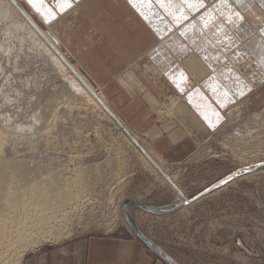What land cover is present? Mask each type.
<instances>
[{
	"label": "rangeland",
	"instance_id": "obj_1",
	"mask_svg": "<svg viewBox=\"0 0 264 264\" xmlns=\"http://www.w3.org/2000/svg\"><path fill=\"white\" fill-rule=\"evenodd\" d=\"M178 1L179 0H177V2ZM204 1L205 0H203V3ZM255 1L258 3L264 14V5L259 4L257 0ZM10 2H14L12 5L19 12L21 9L26 15H31L33 18V29L41 39L47 40L45 41L64 63L68 71H70L69 73L78 80L81 86L88 91L89 95H91L99 106V108L94 107L92 103L89 104L82 100V102L74 100L72 101V104L61 99L62 96L64 98L65 96L68 97L72 94V89L70 86L69 88L71 90L68 89V85L65 84L64 77L61 73L52 66V63L47 56H43L38 50H35V45L29 42L27 37H23V40L20 38L24 36L22 35L23 32H15V30L13 31V29H10L13 25L12 23L15 22H13V17H5L4 20L3 17L0 18V42L2 44L0 48H2V50L5 49L3 51L0 50L2 51L0 52V55H3L0 56V105L2 106L0 107V122L2 124H0L2 126L6 125L7 129L10 128L11 124L13 126V128H10L5 134V140H7L9 136L10 138L7 140L9 142L6 141L8 144L5 143L7 145L3 143V145H5L4 152L6 153L3 152V155H5L3 157H5L6 160L11 157L10 160L13 162L9 161V166L14 163L15 160L18 161H15L16 163L14 166L19 164L25 166L27 163L26 166H46L44 168H47V165H49L47 169L48 171L51 169L52 173H56L58 170L59 172H64L68 166L70 168H68L69 170H73V166L77 168V165L78 167L80 166L83 168L84 166L85 169L87 167L91 170L88 172H90L92 183H87L89 186L87 184L84 185L86 186L85 189H88L89 187V191H84V193L86 192L87 194H80V199L79 196H77L78 199L74 197L75 199H73L72 203L68 205L71 209L68 207L66 208L67 212H69L68 222H70L67 227L69 230L68 234L59 241L48 240V242H43L36 248L92 234L123 233L135 236L124 211L125 201L132 200L142 205L165 207L166 209L181 204L179 208L167 214H158L150 210H144L133 206L132 204H127V208L132 218L142 233H144L153 242L154 246L160 249L162 254L170 260L169 263L154 253L161 263L264 264V166L255 168V170L250 172H239L234 178L228 180L226 183H221L209 193L198 197L199 194L234 171L243 167L254 168L259 163H264V156L259 158L248 157L246 161H241L237 156V152L234 151V149L239 147V144L237 146V141L234 139L235 137H232L234 136V129L237 127L238 123L245 124V122H247L246 118H248L249 115L259 113L263 110L264 100L260 101L258 96H264V89L261 90L264 84L250 97L251 104L249 103L248 108L246 107L244 109L243 117H240L242 119L235 122H229L225 113L234 101L241 99L247 92H251L253 87L250 77L239 68L238 61L236 60L237 58H233L237 51L246 48L249 52L247 48H252V54L250 57L252 59L254 58V61H257L259 68L261 66L260 70L264 72V55L262 54V51H264L263 46L261 47V45L258 44V41V49L250 47L249 45L250 40H253L249 38L254 35V33L242 36V34L240 32L237 33L235 27L232 26H234L239 20L242 24L244 22L246 26L254 27L256 34H258L257 36L262 37V42L264 41L263 30L256 27V25L253 24L254 22L250 20L249 17L245 16L240 8L233 2H230L229 4L230 11L221 9L218 0H211L206 7L199 9L201 12L197 15L198 19L199 16L204 14L207 8H210L211 11L213 10L217 15L221 14V16L215 17V21H210L209 24L218 23L223 27V33L222 31H220L221 33L219 32V35H221L222 38L214 37L211 40V46L219 47L223 56L219 59L217 55L214 56L212 54L211 57H213V60L216 59L214 62L217 63L216 65H220L221 71L224 70L222 73L227 77H220L219 75L213 77H216L220 84L227 83L229 79L232 81L235 78L230 74V69H233L232 67H234L236 71H242L244 73H241L242 76L239 74V81L246 85V87L243 95L235 94L237 99H234L233 102H228V104L222 102L224 105L223 108L219 103H201V108L209 111L214 109L218 112L219 115H216V120L213 121L214 127L210 128L207 126L205 131L198 130L197 128V130L193 128L189 129L188 126L190 124L186 123L185 120L181 119L182 122H179L178 119L173 118V115H166L165 110H167L169 106L166 98L167 95L184 97L182 94L180 95L178 90L173 88L172 79L174 76L172 70L175 67H180L188 76L187 71L181 67L182 65L179 62L178 54H176V56L174 55V48L176 46L183 47L181 48V53L183 54L190 48L194 51H198L199 46L195 45L194 39L188 40V38H181L183 40H179L178 37L175 36L176 34H181L186 26L181 27L180 30H175L177 25L170 24L168 25V28L162 29L166 25L157 19V15H160V12L162 13V11L160 5L156 3V0H152L151 6L147 4L141 5L137 0V5L143 7L145 15L148 14L146 15L147 19L141 16L136 8L129 4L128 0H123L131 10L135 9L137 17L145 23L146 28L151 33V36L147 34V36L144 37L146 40L142 39L143 41L141 40V42H138L139 51H135L136 53L141 54L138 59L139 61L136 56L131 57L132 59L130 58L131 61L133 60L132 63H136L134 65H137L138 62H142L143 64L149 62L150 64L146 69V72L149 73V77H147L146 80L141 81L142 87L147 91L150 87L149 81L152 76L158 78L156 77L157 75L163 78L167 75L168 77V79L165 80L167 84L165 92L166 90L169 91L160 97L158 94H152L157 99L155 104H151L152 108L155 107L153 110V118H157L159 121L165 120V122L174 121V127L181 129L182 133L188 136L191 143L195 145L181 162L173 164L165 162V164H161L159 163L160 161L157 160L158 157L151 152L152 150L149 148L150 145L148 139L143 136L139 130H136L133 125L131 126V121H127L123 117L121 118L120 110L123 106L119 107L120 104H115V101L117 100V95H114L116 90H111L107 86L106 81L102 82L101 79L98 78V73L94 70V65L96 63H99L100 61L102 62V60L106 61L108 57H106L104 52L107 53V49L110 47L108 45L109 40L105 38V42L100 43L101 41H99L98 37L100 38L101 35L97 34L92 28L95 27L102 33L104 27L101 17L99 18L97 15H94L93 17V15L88 13L90 18L94 19L95 25H91V21L81 24L80 29L77 31L79 33L78 36L73 35V43L68 45L65 40H61L56 34H54L55 30H58L63 36L64 28L60 22H64V24L66 23L65 21L67 20H65V17L63 16L65 13L58 16L54 21L45 23L41 17L37 16L28 6L27 0H10ZM185 8L187 9V7ZM185 8L182 10L186 11ZM74 10L76 9H71L70 12H73ZM218 11H221L220 14ZM196 12L191 13V18L189 17L191 20H189V22H195L197 20V16H193ZM237 13H239V15H237ZM71 17V15H68L67 19L71 20ZM241 17L243 18L241 19ZM199 20L201 21V19ZM225 20H227V22ZM8 24L12 25L10 26ZM225 25L226 28H224ZM114 28L122 30L121 25H116ZM252 28L251 30L253 32ZM127 29L128 27L124 28L126 32H131L130 30L127 31ZM227 29H229L228 31L230 32H234V40H230L232 35L228 33ZM106 31L107 30L104 29L103 32L106 33ZM44 32L51 35L54 43L49 38H46L47 36H45ZM158 32L159 35L157 34ZM174 32L177 33L174 34ZM133 34V32L129 33V37H134L132 36ZM226 34L229 37L226 41H221ZM88 36L92 37L94 45L87 44L88 41L86 42L85 39H87ZM78 39H81L87 44L85 52H83L84 49L80 48V43L76 44ZM2 41L8 43L5 44V42ZM155 48L157 49L155 50ZM18 49L20 50L18 51ZM25 49L27 50V53L25 52ZM148 49H150V51H148ZM256 52H259V54ZM216 53H218V51ZM159 56H161V58ZM14 60L16 61L14 62ZM258 65L256 66L258 67ZM151 66L154 69L152 71ZM162 66L164 69H162ZM21 68L23 70H21ZM225 72L227 73L225 74ZM208 74H210V72H208ZM188 79L193 83V85H190V87H192L190 89L193 91L196 89L197 94L204 99L203 93H205V90L202 88V84L200 82L195 83V81L189 76ZM211 82L213 83L212 80ZM86 85L88 87H86ZM187 87H189V85ZM88 88L91 89L96 96H98L97 91L103 92L108 100V104L104 103L99 97H97L102 103L100 104L96 97L89 92L90 90ZM134 89L135 91L131 90L127 93V96H124L126 100L140 98L139 100L145 102L143 100V98L147 100L145 92L140 93L139 88ZM124 90V87H118L116 92L126 94ZM148 91L151 95L150 88ZM160 91H162V88H160ZM230 92H233L232 89ZM257 93L259 94L257 95ZM208 95L212 96L210 93ZM46 104H52L50 109L56 110L57 114L59 113L58 118H60L54 126H49L48 129L43 128V124L35 120L36 115L39 116L41 112L46 109ZM161 110L164 111L162 114L160 113ZM11 111L14 112L11 113ZM6 115L12 117L16 126L13 122H10L12 119ZM197 116L199 117V115ZM36 121L38 124H28L30 122L35 123ZM122 121H124L132 131L129 130ZM6 122H8V125ZM17 124H19V127ZM27 127H31L32 129H27ZM187 127L189 130H187ZM14 129L19 130L16 131ZM263 129V127L258 129L257 133L260 132V135L262 133L261 136L264 144ZM20 130L22 131L20 132ZM48 130L49 132H45ZM9 131L11 134L8 133ZM15 135H17V137ZM251 135L253 136L256 134L254 133ZM251 135H249V137H251ZM13 136L14 138H12ZM133 138L137 143L133 141ZM127 139L131 141L138 152L129 142H127ZM12 147H15L16 149ZM139 152L142 156L139 155ZM19 159L25 160L24 165ZM23 160L22 162H24ZM6 163H8V161H6ZM147 164H150L153 169L148 167ZM155 165H157L161 171L156 168ZM61 168L63 171H60ZM56 169L57 171H54ZM59 172L57 173L58 175L60 174ZM57 174L50 178L53 179L55 177L53 181H55V183L57 182L58 185H62L61 183H64L62 178L65 177V174L61 173L59 175L61 178L55 180L59 177ZM46 179L49 180L47 177L45 180ZM14 180L16 182L17 179ZM5 182H7L8 186L14 183H11L12 181L10 182L11 184L9 183V177L5 179ZM15 186L16 183L15 185H11L12 189ZM71 195H74V193ZM0 199H2L1 196ZM74 200H77V203H73ZM71 205L73 207H70ZM10 206L11 204H8L7 207ZM3 207H5V205H2L0 200V211H2L0 214L6 212L0 216L1 218L4 216L8 217L10 214H7V212L11 214L14 212L11 208H9L11 210L10 212L8 208ZM33 250L34 249L28 250L23 255V258Z\"/></svg>",
	"mask_w": 264,
	"mask_h": 264
},
{
	"label": "bare ground",
	"instance_id": "obj_2",
	"mask_svg": "<svg viewBox=\"0 0 264 264\" xmlns=\"http://www.w3.org/2000/svg\"><path fill=\"white\" fill-rule=\"evenodd\" d=\"M102 2H104V0H101ZM116 0H107V6L111 9V10H115V8H117L115 6V2ZM259 2V4H263L264 5V0H257ZM230 2H233L236 4L237 7L240 8V10L243 12V14L247 17L250 18V20H252L254 23V25H256V27H259V29L263 30L264 33V14L262 12V9L259 7L258 3H256L255 0H243L242 3L238 4L236 3V0H229V4ZM13 3V2H12ZM10 2V0H0V18L3 17H13V22L12 24H8V25H12V27H10V29H13V31L15 30V32H23L22 40L23 37H27V39L29 40V42H31L33 45H35V50H38V52L40 54H42L43 56H47L49 58V61L52 63V66L55 67V69H57L61 75L64 77V82L65 84L68 85V89H72V94L68 97H64L62 96L61 99H63L64 101H66L67 103H72V101L74 100H79V101H85L88 102L89 104H93L94 107L99 108L98 104L96 103V101L91 97V95H89L88 91H86V89L84 87L81 86V84L78 82V80L71 75L67 69V67L64 65V63L60 60V58L52 51L51 47L49 46V44L44 40L41 39L40 36L36 33V31L33 29L32 27V20L33 18L31 17V15L29 14V16L27 15V18L25 16H23ZM105 4V3H104ZM217 4V3H216ZM100 2L96 3V6L99 7ZM157 5V4H156ZM173 5V4H172ZM218 5V4H217ZM158 6V5H157ZM235 6V7H236ZM262 7V6H261ZM172 8V7H171ZM217 8V7H216ZM76 9V7L74 8ZM173 9V8H172ZM200 8H197L194 11L191 12H196L198 11ZM96 10V8H95ZM155 10V8H154ZM218 10V9H217ZM187 11V10H186ZM228 11V10H226ZM225 11V12H226ZM240 11V12H241ZM99 18L103 17V18H107L105 13L101 12V10L99 9ZM221 11H218V13L220 14ZM190 13V12H188ZM151 14V13H150ZM163 14V13H162ZM191 14V13H190ZM224 14V13H223ZM227 14V13H225ZM239 14V13H238ZM71 20L65 18L66 23L64 24V22H60L61 25H63L64 28V34L63 36L61 35L60 32H58V30H55L56 36H58L61 40H65L66 43L72 44L73 43V35L78 36L77 30H78V26L76 23H80L83 24L84 22H90L91 25H95L94 24V19H91L90 16L88 15V13L84 10H80L77 7V10L72 12L70 14ZM78 15L81 16V18L78 20ZM133 15V16H132ZM131 18L128 17L127 15L124 16V18H126V23L131 25L132 30H134L136 28V22L134 19H132V17L135 18V15L132 14ZM220 15H217L213 10L211 11L210 8H207L206 11L204 12V14L202 16H199V19H201L200 22H202L204 24V26L206 27L209 22H213L216 20L215 17H219ZM225 16V15H224ZM65 17V16H64ZM94 17V16H93ZM151 17V16H150ZM226 17V16H225ZM233 17V16H232ZM203 18V19H202ZM228 18V15H227ZM243 18V17H241ZM64 19V18H63ZM198 19V20H199ZM231 19V18H230ZM8 20V19H7ZM205 20H207V24H205ZM229 20V18H228ZM232 20V19H231ZM237 20V19H236ZM227 22V20H225ZM1 22V21H0ZM196 22V23H195ZM195 22H191V24L187 27V28H191L192 32L195 33V31H199L202 30L201 26L197 25L198 21L196 20ZM239 22V20H238ZM236 23L235 26V30L236 32H240L242 34V36H246L248 34H253L249 39H253L250 40V47H255L256 49H258V44L261 45V47L263 46L264 48V41L262 42V37L257 36L258 34H256L255 28L250 27V26H246L243 22H239ZM5 23V22H4ZM247 23V22H245ZM252 24V23H251ZM164 25V24H163ZM233 25V24H232ZM262 25V26H261ZM6 26V27H7ZM145 26V25H144ZM187 26V25H186ZM252 26V25H251ZM4 27V28H6ZM237 27V28H236ZM94 29V31H96L97 28L92 27ZM225 28V27H224ZM251 28L253 29V32L251 30ZM9 29V30H10ZM157 29V28H156ZM3 30V29H2ZM7 30V29H6ZM60 30V29H59ZM238 30V31H237ZM218 31H222L223 33V27L220 26V28H218ZM260 31V30H259ZM4 32V31H3ZM156 32V31H155ZM154 32V33H155ZM5 33V32H4ZM11 33V32H10ZM39 33V32H38ZM45 36H47L46 38H49L53 43V39L51 38V35H48L46 32ZM97 33H100V31L97 29ZM221 33V32H220ZM239 33V34H240ZM13 34V33H12ZM156 34V33H155ZM17 35V34H16ZM20 35V34H19ZM249 35V36H250ZM261 35V34H260ZM263 35V34H262ZM1 36V35H0ZM5 36V35H3ZM21 36V35H20ZM87 36V35H86ZM188 36V35H187ZM264 36V35H263ZM7 37V36H6ZM10 37V36H9ZM44 37V36H43ZM229 36L226 34V36L223 37V39H221V41H226V39ZM12 38V37H11ZM19 38V37H18ZM78 38V37H77ZM89 39H92L91 36H88ZM222 38V37H221ZM5 39V37H4ZM7 39V38H6ZM19 40V39H18ZM25 40V39H24ZM260 40V41H259ZM8 41V40H7ZM17 41V40H16ZM253 41V42H252ZM258 41V44H257ZM5 42V41H2ZM207 42L212 44L210 42V40L207 38ZM8 43V42H7ZM5 42V44H7ZM21 43V42H20ZM80 43V44H79ZM10 44V43H9ZM22 44V43H21ZM20 44V45H21ZM76 44L80 45L81 49H84L83 52H85V49H87V45L85 44V42H83L81 39H78V42ZM1 42H0V46H1ZM18 45V44H17ZM19 45V46H20ZM30 45V44H29ZM5 46V45H4ZM16 46V45H15ZM26 46V45H25ZM53 46V45H52ZM7 47V46H6ZM5 47V48H6ZM11 47V46H10ZM55 47V46H54ZM201 47H203V45H201ZM248 47V44H247ZM56 48V47H55ZM245 48V47H244ZM254 48V49H255ZM11 49V48H10ZM9 49V50H10ZM33 49V48H32ZM249 50V52L245 49H239L237 51V53L235 54V56L233 58H237L236 60L238 61L239 64V68H241L243 70V72L250 77L251 83L253 84L252 86V91L251 92H247L241 99H238L236 101H234V103L228 107L227 111L225 112L227 115V119L229 122H235L243 115L244 109L247 107L250 103V97L252 96V94L255 91H258V89L263 85L264 83V72H262L259 68V65L257 63V61H254L250 55L252 54V51L250 48H247ZM261 49V48H259ZM0 50H2V48H0ZM5 50V49H3ZM2 50V51H3ZM12 50V49H11ZM10 50V51H11ZM20 49H18L19 51ZM26 50V49H25ZM0 51V52H2ZM69 51V50H68ZM27 53V50L25 51ZM56 52V51H55ZM5 53V51H4ZM11 53V52H10ZM9 53V54H10ZM21 53V52H20ZM257 54H259V52H256ZM7 54V53H6ZM35 54V53H34ZM81 54V53H80ZM262 54L264 55V51H262ZM22 55V54H20ZM3 56V55H0ZM158 56V55H157ZM19 57V56H18ZM26 57V56H25ZM61 57V56H60ZM79 57V56H77ZM2 58V57H1ZM8 58V57H7ZM13 58V57H11ZM20 58V57H19ZM31 58V56H30ZM217 58V57H216ZM3 59V58H2ZM16 59V58H15ZM41 59V58H40ZM4 60V59H3ZM47 60V59H46ZM216 60V59H214ZM257 60V59H256ZM1 61V60H0ZM11 61V60H10ZM16 60H14L15 62ZM29 61V60H28ZM253 63H252V62ZM198 61L193 58L190 57L188 58V60L186 61L185 65L187 67V69L190 71L189 72V77L192 78V80H194V77L196 78V76H198V74L203 73L205 74V69L203 67H201L200 65H198L197 63ZM256 62V63H255ZM259 62V61H258ZM19 63V62H18ZM139 63V62H138ZM8 64V63H7ZM17 64V63H16ZM23 64V63H22ZM184 65V66H185ZM258 65V67L256 66ZM4 66V65H3ZM15 66V64H14ZM48 66V65H47ZM150 66L149 63H145L142 67L143 70L146 71V69ZM17 67V65H16ZM75 68V67H74ZM233 69H230V74L235 78L234 80H228L227 84H228V89L234 92H230V91H226V89L223 88V85L220 84L217 80L216 77H210L211 80L213 81V83L208 84L209 90L210 92L213 94V96L215 97H220L221 102H225L228 104V102H233L234 99H237V96L235 94H239L240 88L244 87V93H245V87L246 85L242 84L241 81H239V74L241 75V73H243L242 71H236V69L234 67H232ZM1 69V68H0ZM76 69V68H75ZM138 69V68H137ZM216 69V68H215ZM240 69V70H241ZM19 70V68H18ZM21 70H23L21 68ZM2 71V70H1ZM20 72V70H19ZM79 72V71H77ZM218 72H220V70L218 71L217 69L215 70V72L213 73V76L215 75H219L227 77L226 75H224L223 73L219 74ZM228 72V71H227ZM225 72V74L227 73ZM38 73V72H37ZM243 73V74H244ZM39 74V73H38ZM186 74V73H185ZM2 75V74H1ZM52 75V74H51ZM80 75V74H79ZM55 76V75H54ZM81 76V75H80ZM242 76V75H241ZM253 76V77H252ZM1 77V76H0ZM6 77V76H5ZM8 77V76H7ZM151 77V76H150ZM187 76H183L180 77L178 79V81L180 83V86H186L185 83V79ZM223 77V78H224ZM6 79V78H4ZM8 79V78H7ZM63 81V80H62ZM150 81L153 83V85H158L160 83V80L158 78H154L153 76L151 77ZM189 80H186L187 84H188ZM11 82V81H10ZM81 82V81H80ZM87 82V81H86ZM240 82V83H238ZM9 83V82H8ZM12 83V82H11ZM48 83V82H47ZM82 83V82H81ZM190 83V82H189ZM226 83V82H225ZM234 83V84H233ZM84 84V83H83ZM27 86V85H26ZM70 86V88H69ZM5 87V86H4ZM67 87V86H66ZM88 87V86H87ZM90 87V86H89ZM201 87V86H200ZM182 88V87H181ZM203 88V87H202ZM219 88V91H216V89ZM12 89V88H11ZM18 89V88H17ZM16 89V90H17ZM66 89V90H68ZM70 89V90H71ZM98 89V88H97ZM69 90V91H70ZM100 90V89H99ZM10 91V90H9ZM11 92V91H10ZM62 92V91H61ZM90 92V91H89ZM227 93V97L224 95V93ZM56 93V92H55ZM67 94V93H66ZM211 94V95H212ZM259 93H257L258 95ZM97 97H99L104 103L108 104V100L106 99L105 95L103 92L101 91H97ZM256 97V96H255ZM15 98V97H14ZM60 98V97H59ZM232 98V99H231ZM260 101L264 100V96L259 95L258 96ZM55 100V99H54ZM56 101V100H55ZM81 101V102H82ZM166 101L168 102L169 106L167 108V110H165V113L167 116L169 115H173L177 118L183 119L185 120L186 123L192 125L191 127L195 130H202L205 131L206 127L205 125L199 120L200 118H198L194 112L184 103V101L181 99V97L179 96H174V95H167ZM52 102V101H51ZM204 102V100H203ZM15 103V102H14ZM37 103V102H36ZM50 103V102H49ZM73 104V103H72ZM75 104V103H74ZM77 104V103H76ZM79 104V103H78ZM165 104V103H164ZM251 104V103H250ZM22 105V104H21ZM47 105V104H46ZM45 105V106H46ZM52 104H49L46 106V109H44L41 114L39 116L36 115L35 120H37L39 123L43 124V128L48 129V127L50 126H54V124H56L58 122V116L59 113L57 114L56 110H52L50 109V106ZM166 105V104H165ZM164 105V106H165ZM212 105V104H211ZM64 106V105H63ZM87 106V105H86ZM89 106V105H88ZM0 107H2L0 105ZM6 107V106H5ZM4 107V108H5ZM56 107V106H55ZM67 107V106H66ZM65 107V108H66ZM109 107V106H108ZM213 107V106H212ZM69 108V106H68ZM72 108V107H71ZM214 108V107H213ZM223 108V107H222ZM6 109V108H5ZM8 109V108H7ZM209 109V108H208ZM217 109V107H216ZM12 110V109H11ZM61 110V109H60ZM195 110V109H194ZM207 110V109H204ZM214 110V109H213ZM7 111V110H6ZM150 111V109H149ZM14 112V111H13ZM11 111V113H13ZM63 112V110H62ZM164 111H160V113L162 114ZM248 112V110H247ZM246 112V113H247ZM18 113V112H17ZM159 113V114H160ZM160 114V116H161ZM200 114V113H199ZM27 115V114H26ZM249 115V114H248ZM3 116V115H2ZM7 116V115H6ZM107 116V115H106ZM225 116V115H224ZM245 116V115H244ZM9 118L12 119V117L7 116ZM16 117V116H15ZM243 117V116H242ZM6 118V117H5ZM4 118V119H5ZM19 118V117H18ZM119 118V117H118ZM120 119V118H119ZM247 122H245V124H237V127L234 129V139H236V143L237 146L239 144V147L237 149H234L235 152H237V156L238 158L244 161H246V159L248 157H253V158H259L261 156H264V144L262 141V133L261 135L259 133H257V130L260 128H264V108L261 112L259 113H253L251 115H249L248 118H246ZM7 120V118H6ZM123 120V119H122ZM2 121V120H1ZM9 122V120H7ZM14 120L12 119V121H10L11 123ZM33 121V120H32ZM37 121L35 123H28V124H36ZM8 122L7 125H8ZM15 122V121H14ZM13 122V123H14ZM124 122V121H122ZM222 122V121H221ZM240 122V121H239ZM1 123V122H0ZM9 123V124H11ZM205 123V122H204ZM2 124V123H1ZM0 124V196L2 199L1 200V204L5 205V207L3 208H8V210L11 212V210L9 208H11L12 210H14V212L11 214L9 212H7V214H10L8 217L4 216V217H0V264H20L23 255L30 249H35L36 247H38L40 244H42L43 242H48V240H53V241H59L62 238H64L69 230H68V225L70 222H68L69 220V215L66 210V208L68 207L69 204L72 203L73 199H75L74 197L77 198V196H79L80 199V194L83 193V195L89 191V187L86 190L84 186L85 184L89 183L91 184V176H90V172L87 167L86 170L83 166L82 167H78L75 168L73 166V170H69V166L68 168L64 171V172H59V170L56 173H52L51 169L48 171V167L49 165H47V168H44L42 166H21L18 162V164L20 165H15V163L18 160H14L13 166L12 164L9 166L8 164H10L11 161V157L10 159H7L3 156L5 152V145H7L9 141L8 138H10V136L6 139V132L10 129L13 128L12 124L10 126L9 129L6 128L5 126H2ZM16 126V123H14ZM20 124V123H19ZM17 124V126L19 125ZM38 124V123H37ZM124 124L128 127V125L124 122ZM218 124V123H217ZM22 125V124H20ZM143 125V124H142ZM14 126V127H15ZM25 126V125H24ZM23 126V127H24ZM132 126V125H131ZM207 126V125H206ZM9 127V126H7ZM19 127V126H18ZM22 127V128H23ZM26 127V126H25ZM24 127V128H25ZM38 127V126H37ZM30 129H32L31 127H29ZM27 127V129H29ZM34 128V127H33ZM55 128V127H54ZM197 128V129H196ZM21 129V128H19ZM17 129V130H19ZM126 129V128H125ZM129 130H131L128 127ZM12 130V129H11ZM16 130V129H14ZM16 130V131H17ZM23 130V129H22ZM20 130V132L22 131ZM45 130V129H44ZM146 130V129H145ZM194 130V131H195ZM264 130V129H263ZM132 131V130H131ZM149 131V130H148ZM15 132V131H13ZM12 132V134H13ZM45 132H49L45 131ZM9 134L10 131L8 132ZM7 133V134H8ZM256 134V135H251V134ZM29 134V133H28ZM36 134V133H35ZM34 134V135H35ZM38 134V133H37ZM41 134V133H40ZM44 134V133H43ZM47 134V133H46ZM264 134V133H263ZM18 135V134H17ZM17 135H15L17 137ZM31 135V134H30ZM32 135V136H34ZM249 135H251V137H249ZM12 136V135H11ZM20 136V135H19ZM28 136V135H27ZM39 136V135H38ZM41 136V135H40ZM44 136V135H43ZM42 136V137H43ZM46 136V135H45ZM137 136V135H136ZM15 137V140H16ZM22 137V136H21ZM41 137V138H42ZM125 137V136H124ZM14 138V136L12 137ZM11 138V139H12ZM25 138V137H24ZM29 138V137H28ZM47 138V137H46ZM137 138V137H136ZM33 139V137H32ZM40 139V138H39ZM13 140V139H12ZM26 140V139H25ZM28 140V139H27ZM37 140V139H36ZM7 141V142H6ZM20 141V140H19ZM24 141V140H23ZM32 141V140H31ZM232 141V140H230ZM257 143H255V142ZM14 142V140H13ZM22 142V141H21ZM25 142V141H24ZM28 142V141H27ZM127 142L130 143V145L137 151V149L134 147V145L131 143L130 140L127 139ZM234 142V141H233ZM254 142V143H253ZM3 143H7L5 145H3ZM15 143V142H14ZM17 143V141H16ZM29 143V142H28ZM31 143V142H30ZM229 143V142H228ZM24 144V143H23ZM26 144V143H25ZM11 145V144H10ZM32 145V144H31ZM236 145V144H235ZM3 146V148H2ZM14 146V145H12ZM20 146V145H19ZM153 146V145H152ZM232 146V145H231ZM11 148V147H10ZM15 148V147H12ZM121 148V147H120ZM151 150L152 148L149 147ZM4 149V150H3ZM16 149V148H15ZM27 150V149H26ZM45 150V149H44ZM13 151V150H12ZM23 151V150H22ZM29 151V150H28ZM39 151V150H38ZM233 151V153H234ZM4 152V153H3ZM15 152V151H13ZM138 152V151H137ZM153 154H155L161 164H165V161L158 156L153 150L151 151ZM18 153V152H17ZM6 154V153H5ZM17 155V154H16ZM139 155L142 156V154L139 152ZM152 156V155H151ZM3 157V158H2ZM20 157V156H19ZM5 158V159H4ZM27 158V157H26ZM13 159V158H12ZM73 159V158H72ZM144 159V158H143ZM239 159V160H240ZM21 160V159H19ZM23 160V159H22ZM22 160L20 161L21 163H25V160H23L24 162H22ZM145 160V159H144ZM6 161H8V163H6ZM10 161V162H9ZM33 161V160H32ZM37 163V162H36ZM72 163V162H71ZM29 164V161H28ZM31 164V163H30ZM74 164V163H73ZM32 165V164H31ZM75 165V164H74ZM148 167H150L151 169H153V167L150 164H147ZM76 166V165H75ZM163 166V165H162ZM51 168V166H50ZM55 168V167H54ZM90 168V167H89ZM47 170V171H45ZM53 171V168H52ZM60 171H63V169L61 168ZM93 171V170H92ZM9 172V173H8ZM50 172V173H49ZM62 173L65 174V177L62 178L64 183H61L62 185H58L57 182L55 183V181H53L52 176H54L57 173ZM53 175H52V174ZM59 174V175H60ZM58 175V174H57ZM58 175V176H59ZM5 176V177H3ZM9 177V183H13L16 186L12 189L11 185H7V182H5V179ZM50 178L49 180H45V178ZM98 177V176H97ZM5 178V179H4ZM58 178H61V176L57 177V179L55 180H59ZM91 178V179H90ZM14 179H17L16 182ZM66 179V180H65ZM65 180V181H64ZM19 181V183H18ZM62 182V181H61ZM67 183V184H66ZM57 184V185H56ZM64 184V186H63ZM89 184H87L89 186ZM85 189V190H84ZM72 191L74 193L73 194ZM84 191H86L84 193ZM87 194V193H86ZM70 195V196H69ZM82 196V195H81ZM78 199V198H77ZM73 203H77V200ZM7 204V205H6ZM8 204H11L10 207H7ZM73 205V204H72ZM70 207H73V206ZM69 208V207H68ZM16 209V210H15ZM71 209V208H69ZM4 210V209H3ZM2 212V211H0ZM6 213V212H3ZM1 213L0 216L3 214Z\"/></svg>",
	"mask_w": 264,
	"mask_h": 264
},
{
	"label": "crops",
	"instance_id": "obj_3",
	"mask_svg": "<svg viewBox=\"0 0 264 264\" xmlns=\"http://www.w3.org/2000/svg\"><path fill=\"white\" fill-rule=\"evenodd\" d=\"M98 1L100 2L101 0ZM114 2L117 8H115V10L113 11L107 6V0H104V2L101 1L100 2L101 6L99 5V7L96 6L97 0L95 1L73 0V6L71 9H74L76 7L77 10L78 7V9L85 10L90 15L98 16L100 12L99 9L97 8H100L101 12L102 13L104 12L107 17V18L101 17L103 21L102 22L103 27L104 29L107 30L106 31L107 34L103 32L104 29L102 33L101 32L97 33V29L95 32L101 35L100 38L98 37L99 41H101L100 43H104L105 39L109 40L108 45L110 47H108L107 53L104 52L106 57L108 58L106 59V61L102 60V62L100 61L95 65L93 64L95 66L94 70L98 73V78H100L102 82L106 81L107 86L111 90L117 91L118 87L125 88L124 92H126V94H121L120 92H116V91L114 94L115 96L117 95V100L115 101V104L116 105L120 104L119 107L123 106L122 109L120 110L121 118L123 117L125 120L131 121V125H133V127L136 130H139L141 134L148 139L149 145L152 148V150L158 156H160L165 162L170 164L179 163L182 160H184V158L190 153V151L194 148L195 145L191 143V140L188 136L182 133L181 129L174 127V121L165 122V120L159 121V119L153 118L154 115L153 110L155 107L152 108L151 106V104L153 103L155 104L157 100L153 96L154 94H158V96L160 97L161 95H164V93L169 91L166 90L165 92V89L167 87L165 80L168 79V77L167 75H165V77L161 78L156 75V77H158L160 80L158 86L153 85V83L149 81L150 83L149 88L151 89V95H150L148 91L149 88L146 91V89H144L141 84V81L146 80V78L149 77L148 75L149 73L143 70L142 66L144 64L140 62L137 63V65H134L136 63H132L133 60L131 61L132 59L131 57L133 56H136L137 60L140 58L141 54L136 53L137 50L139 51L138 42H141V40L144 39V37L147 36V34L150 35L151 33L148 31L146 26H144L145 23L137 17L135 9L131 10L129 6L123 2V0H116ZM178 2H175L173 5H171L173 8L172 10L177 12V14H179L180 11L182 10L181 3ZM210 2L211 0H205L203 3L204 7H206V5H208ZM185 7H187L186 4L183 6V8ZM71 9L68 10L63 15L65 16V18H67L68 15L72 13L70 12ZM160 9L163 14L160 12V15H157V19L162 21V23L166 25L162 29L168 28V25L170 24L173 25L176 24L177 27L175 30L178 29L180 30L181 27L187 25L185 29L182 31L186 36H182L181 34H176L175 36L178 37L179 40H183L181 38H185V39L188 38V40L194 39L195 45L199 46L198 51L197 50L194 51L193 49L190 48L183 54L181 53L182 51L181 48L183 47L176 46L174 48V55L176 56V54H178L179 62L182 65L181 67L187 71L188 75L190 71L187 69L185 63L190 57L195 58L198 61L197 62L198 65H200L205 69V74L200 73L198 74V76H196V78L194 77L195 83L200 82L205 90V93H203L204 99H202V96L197 94L196 89H194V91L190 89L192 88L190 87V85H193V83L188 79L187 74H185L180 67H175L172 70V74L174 76L172 81H173V88L178 90L180 95L182 94L184 96L181 97L184 103L188 105V107L194 112L196 116L199 115V117L198 116L197 117L200 118L199 120L205 125V127L207 126L209 127L208 123L205 122V120L199 113L203 112L205 115L209 116L212 121V124L213 121L216 120V115L219 114L216 110L214 111L204 110V108H201L200 105L201 103L204 102L217 103V97L213 96V94L210 92L208 84L212 83L210 77H213V73L215 72L216 69L218 71L220 70V72H218L219 74L224 72V70L221 71L220 65H216L217 63H215L213 57H211L213 54L214 56L217 55L218 58L221 59L223 53L221 52L219 47L211 46L212 44L207 42V37L209 38L210 42L214 37L216 38L221 37L218 31L220 24L213 23L205 27L204 24L200 22V20H198L197 15H199L201 12V10H199L196 13H194L193 16H197V20H198L197 25L201 26L202 30L193 33L191 28L190 29L187 28L192 22V21L189 22V20H191L189 19V17L191 18L190 13L192 12L187 14L186 20L177 24L175 17L169 16L168 13L161 6ZM132 14L135 15V18L132 17V19H134L136 22V28L134 30H132L130 24L126 23V18H124L125 15L131 18ZM80 18L81 16L78 15V20ZM76 24L77 26L79 25L78 26L79 27L78 30H79L81 24L80 23H76ZM116 25H121L122 30H117V28L115 29L114 26ZM127 27H128L127 31L130 30L131 32L129 31L126 32L124 30V28ZM228 30L229 29H227V31ZM132 32L134 33L132 35L134 37H129V33ZM175 33L177 32H174V34ZM228 33L232 35V38L230 40H234L233 39L234 32L228 31ZM85 40L86 42L88 41L87 42L88 45H94L92 39H89L87 37V39ZM201 45H203V47H201ZM157 48H155V50ZM148 51H150V49H148ZM217 51L218 53H216ZM159 57L161 58V56ZM151 68H152L151 71L154 70L152 66ZM162 69H164V67ZM208 72H210V74H208ZM181 73H183V76H187L185 79L186 86L181 85L179 88H177L176 83H174V81L181 82L178 81V79L181 77ZM186 80H189L188 84ZM188 85L189 87H187ZM222 85L224 89L230 91L228 89L227 83H222ZM134 88H139L140 93L145 92L147 98V100L143 98L145 102L139 100L140 98L133 100L131 99L126 100L124 96H127L128 95L127 93L130 92L131 90L135 91ZM160 88H162V91H160ZM262 89H264V86L261 88V90ZM140 93L139 95L141 96ZM209 93L212 94V96H209L208 95ZM190 99H191V103L189 102ZM218 99L220 100V97H218ZM173 118L178 119L179 122L180 121L182 122L180 118H177L175 116H173ZM188 127L189 129L192 128L190 125ZM188 127L187 130H189ZM20 264H164V263H161L156 258L155 254L136 235L134 236L130 234L119 233V234H92L87 236L75 237L60 241L55 244L39 247L26 254L22 262H20Z\"/></svg>",
	"mask_w": 264,
	"mask_h": 264
},
{
	"label": "snow or ice",
	"instance_id": "obj_4",
	"mask_svg": "<svg viewBox=\"0 0 264 264\" xmlns=\"http://www.w3.org/2000/svg\"><path fill=\"white\" fill-rule=\"evenodd\" d=\"M128 2L129 4L133 5V7L136 8V10L141 14V16L147 19L143 7L137 5V0H128ZM175 2H177V0H156V3H158L162 8H164V10L168 13L169 16L175 17L177 24L187 19L188 12L194 11L197 8L204 7L203 0H179L182 9L185 4L187 5V11L181 10L180 13L177 14V12H175L171 8V5ZM242 2L243 0H236V3L238 4ZM139 3L141 5L147 4L151 6L152 0H139ZM27 4L37 16L41 17V19L45 23H49L51 21H54L58 16L70 10L73 6V0H27ZM218 4L221 9H226L230 11L229 0H218ZM237 15L239 14L237 13ZM205 24H207V20H205ZM157 34L159 35V32ZM181 35H184V32H181ZM181 77L183 78V73H181ZM174 83H176L177 88L180 87L179 82L174 81ZM219 90H220L219 88L216 89V91ZM243 94H244V87H241L239 91V95H243ZM224 95L227 97L228 94L225 92ZM189 102L191 103V99ZM217 103H219L222 107L224 106L223 103L218 98H217ZM200 114L205 120V122L208 123L209 127H214L209 116L205 115L203 112H201ZM245 171H247V169H245ZM228 179H231V176H229ZM226 182L227 180L221 181V183H226Z\"/></svg>",
	"mask_w": 264,
	"mask_h": 264
},
{
	"label": "water",
	"instance_id": "obj_5",
	"mask_svg": "<svg viewBox=\"0 0 264 264\" xmlns=\"http://www.w3.org/2000/svg\"><path fill=\"white\" fill-rule=\"evenodd\" d=\"M14 3V2H13ZM20 9V8H19ZM20 12L27 18V15L20 9ZM75 73V72H74ZM76 74V73H75ZM78 76V75H77ZM79 77V76H78ZM81 78V77H80ZM87 87V85H86ZM89 89V88H88ZM90 92L96 97V99L98 100L97 96L94 94V92H92L91 89H89ZM100 104H102L100 102V100H98ZM133 141L135 143H137L135 141V139L133 138ZM138 145V144H137ZM139 146V145H138ZM140 147V146H139ZM156 168H158L157 165H155ZM264 166V163H259L258 165H256V167L254 168H250V167H243L239 170H236L234 171L233 173L227 175L226 177H224L222 180H230L228 179L229 176H231V179L234 178L239 172H250V171H253L255 170V168H258V167H263ZM159 169V168H158ZM245 169H247V171H245ZM160 170V169H159ZM161 171V170H160ZM218 181L217 183L213 184L211 187H209L208 189H206L204 192H202L201 194L198 195V197L202 196V195H205L207 193H209L212 189H214L216 186H218L219 184H221V181ZM127 204H132L133 206H136V207H139L141 209H144V210H150V211H153V212H156L158 214H167V213H170L172 211H174L175 209L179 208L181 206V204H177L175 207L173 208H170V209H166L165 207H154V206H148V205H142V204H139L137 202H134L132 200H127L125 201V207H124V211H125V214L127 216V219H128V222H129V225L131 226L133 232L135 233V235L153 252V253H156L157 255H159L162 259H164L165 261L169 262L170 263V260L168 258H166L162 252L160 251V249H158L157 247L154 246L153 242L144 234L142 233V231L140 230V228L138 227V225L135 223L134 219L132 218L128 208H127Z\"/></svg>",
	"mask_w": 264,
	"mask_h": 264
}]
</instances>
